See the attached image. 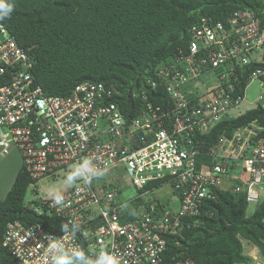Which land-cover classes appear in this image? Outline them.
<instances>
[{
  "label": "built area",
  "instance_id": "obj_1",
  "mask_svg": "<svg viewBox=\"0 0 264 264\" xmlns=\"http://www.w3.org/2000/svg\"><path fill=\"white\" fill-rule=\"evenodd\" d=\"M263 13L238 9L224 23L203 18L190 28L187 50H180L178 60L186 63L193 85L182 88L184 74L162 65L158 73L171 104L163 112L157 106L148 108L152 118L168 121L164 128L163 122L158 124L155 132L149 117L135 119L126 130L113 86L83 83L70 96L44 94L30 73L33 62L28 53L0 24V161L12 152L18 154L31 181L27 210L59 221L49 222L52 232L41 223H7L1 245L10 264H44L48 236L63 237L67 250H81L93 260L103 250L120 264H164L168 239L200 226V218L211 217L209 203L216 200L217 191L244 194L247 203H260L264 198L260 121L240 125L229 135L223 129L216 142L201 151L205 145L200 140L220 123L247 112L238 110L254 80L263 89L258 102L264 103ZM132 126L151 137L143 133L136 141ZM199 155L208 161L199 160ZM85 158L106 174L100 177L103 181L81 178L66 186L72 166ZM59 179L65 185L62 207L39 189L41 183ZM155 181L162 184L144 190ZM129 186L137 194L122 199V188ZM136 199L138 205L132 206ZM73 221L79 225L74 236L59 232L61 225ZM238 239L251 259L247 264H264V252ZM172 264L193 261L180 256Z\"/></svg>",
  "mask_w": 264,
  "mask_h": 264
},
{
  "label": "trees",
  "instance_id": "obj_2",
  "mask_svg": "<svg viewBox=\"0 0 264 264\" xmlns=\"http://www.w3.org/2000/svg\"><path fill=\"white\" fill-rule=\"evenodd\" d=\"M14 2L11 17L0 23L17 45L28 53L33 62L31 72L35 85H39L44 94L70 96L76 86L85 82L113 86L119 94L115 95V101L124 116L126 130L135 119L149 117L154 132L162 122V128L167 127L168 121L152 118L148 108L157 106L163 112L171 104L158 73L162 65L174 67L184 74L187 81L182 88L193 85L185 72L186 63L178 60L179 53L187 50L190 28L203 18L212 23H224L238 9L264 12V0ZM261 20L264 24V13ZM241 81L240 90L246 77H241ZM252 120H259L264 126L261 106L240 118L220 123L200 140L205 145L200 151L213 145L223 129L227 128L226 135H229L232 129ZM133 128L131 135L136 141L143 133L151 137L150 133ZM259 136L264 138V131ZM198 159L208 161L202 155ZM30 182L20 164L5 199L0 200V264L11 263L1 245L7 223L15 220L41 223L50 232L54 230L48 226L49 222L59 223L56 217L43 218L27 210L25 199ZM160 184L162 182H151L144 190L157 188ZM215 194L216 200L209 203L211 217L200 218V226L185 229L168 239L164 264H172L180 256L189 257L193 264H247L251 259L244 254L238 236L264 252V198L260 203L249 204L244 194L229 191ZM138 203L136 199L132 206ZM59 232H62L61 227Z\"/></svg>",
  "mask_w": 264,
  "mask_h": 264
},
{
  "label": "clouds",
  "instance_id": "obj_3",
  "mask_svg": "<svg viewBox=\"0 0 264 264\" xmlns=\"http://www.w3.org/2000/svg\"><path fill=\"white\" fill-rule=\"evenodd\" d=\"M14 8V0H0V22L9 19ZM30 73L32 74L31 71ZM32 77L33 80H35L33 74ZM104 174L105 173L102 170L96 168L92 164L90 159L85 158L79 164L72 166V170L66 176L65 185L71 186L76 180L81 178L85 179V182L90 183L93 178L101 177ZM50 191L52 192L53 204L62 207L64 204L63 195L52 189H50ZM61 230L65 235L72 234L74 236L79 230V225L74 221L64 223L61 226ZM47 240L48 244L46 255L44 257V264H47L49 259L51 260V264H120V260L114 254L108 253L107 251L102 250L93 260L81 250H67L62 243L63 237L56 238L48 236Z\"/></svg>",
  "mask_w": 264,
  "mask_h": 264
},
{
  "label": "rangeland",
  "instance_id": "obj_4",
  "mask_svg": "<svg viewBox=\"0 0 264 264\" xmlns=\"http://www.w3.org/2000/svg\"><path fill=\"white\" fill-rule=\"evenodd\" d=\"M263 94V89L260 86L259 81L254 80L252 83L249 84L246 94H245V102L242 104L241 108L238 110L239 113L243 114L244 112L252 111L255 109L256 106H264V103L258 102V98L260 95ZM20 157L16 152H12L9 156H7L4 160L0 161V200H4L5 196L12 186L14 177L17 173V171L20 168ZM65 185L62 183V181L59 179L57 182H52L48 185L41 183L39 185L40 194L42 196L52 195V192L50 189L55 190L56 192L61 193L64 189ZM170 190L168 187H165L164 193H168ZM45 192V194L43 193ZM137 194V191L129 186L122 188L121 198L126 199L128 197L135 196ZM32 198V195L29 192L26 196V201L30 200ZM165 200H168V197L165 198Z\"/></svg>",
  "mask_w": 264,
  "mask_h": 264
}]
</instances>
